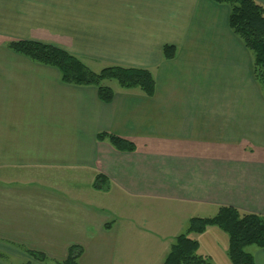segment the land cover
I'll use <instances>...</instances> for the list:
<instances>
[{
  "label": "crops",
  "instance_id": "0c3cea01",
  "mask_svg": "<svg viewBox=\"0 0 264 264\" xmlns=\"http://www.w3.org/2000/svg\"><path fill=\"white\" fill-rule=\"evenodd\" d=\"M229 12L213 0H0V264H57L72 245L80 264H162L193 216H264V87ZM10 40L52 44L93 71L148 68L154 93L110 81L104 102ZM97 174L106 190L92 187ZM139 205H150L147 228ZM194 238L212 264H232L223 230ZM245 250L264 264V247Z\"/></svg>",
  "mask_w": 264,
  "mask_h": 264
},
{
  "label": "trees",
  "instance_id": "16d2710c",
  "mask_svg": "<svg viewBox=\"0 0 264 264\" xmlns=\"http://www.w3.org/2000/svg\"><path fill=\"white\" fill-rule=\"evenodd\" d=\"M213 1L227 3L230 6L229 27L252 51L253 73L264 87V6L256 0ZM6 45L33 61L56 67L60 80L64 83L95 86L99 98L104 102H110L114 96V90L108 84L111 80H115L124 89H139L147 96L153 95L155 90L154 77L148 68L108 65L99 71H93L80 57L52 44L35 40H10ZM162 52L164 59H172L175 56L176 47L165 44ZM97 138L107 140L114 148L121 151L135 149L131 141L115 134L99 132ZM92 187L106 190L107 178L97 174ZM209 226H217L228 235L227 254L232 264H256L252 254L245 248L249 245L264 247V216L243 212L232 206H220L213 216L191 217L186 230L174 237L162 264H212L209 257L198 254L199 242L196 238L189 236L200 234ZM26 252L34 259L47 260L43 252L31 249H26ZM81 253V246L72 245L68 248L66 257L55 262L80 264ZM22 264H30V262Z\"/></svg>",
  "mask_w": 264,
  "mask_h": 264
},
{
  "label": "rangeland",
  "instance_id": "374dc122",
  "mask_svg": "<svg viewBox=\"0 0 264 264\" xmlns=\"http://www.w3.org/2000/svg\"><path fill=\"white\" fill-rule=\"evenodd\" d=\"M111 82L117 83L115 80H111ZM108 84H109V82H108ZM138 208L140 210L139 225H140V227H144V228L146 227L147 228L148 224L150 223V205H145V206L139 205ZM144 210H146V212H144ZM171 215H173V214H171ZM174 216L176 217L177 215H174ZM175 224H177V223H175ZM186 226L187 225H185V227L183 226V228H180L179 230H177V233L184 232L186 230ZM178 231H181V232H178ZM189 236L194 238V237H196V234H190ZM172 242H173V239H172ZM253 247L254 246H250L247 249L250 251Z\"/></svg>",
  "mask_w": 264,
  "mask_h": 264
}]
</instances>
